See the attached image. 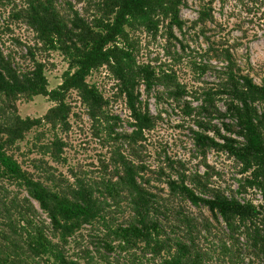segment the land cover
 I'll return each instance as SVG.
<instances>
[{"label": "trees", "instance_id": "obj_1", "mask_svg": "<svg viewBox=\"0 0 264 264\" xmlns=\"http://www.w3.org/2000/svg\"><path fill=\"white\" fill-rule=\"evenodd\" d=\"M187 1L76 0L88 5L79 12L68 0H0L6 31L24 26L34 43L22 57L31 64L25 70L0 48V264H264V83L243 75L231 50L206 37L213 0L189 28L180 17ZM185 31L203 38L201 55ZM142 35L163 41L165 63L138 60ZM36 52L65 62L56 89L48 90ZM181 70L193 76L190 87ZM102 71L111 97L88 82ZM210 71L216 84L203 85ZM154 92L157 104H173L198 129L192 141L203 174L169 160L153 171L142 159L145 133L157 124L146 102ZM73 95L108 156H99L97 173L69 169L67 177L61 135L70 129ZM37 97L52 107L41 118H22L18 104ZM118 102L129 113L125 121L110 110ZM123 122L130 132L118 131ZM209 153L232 161L240 176L234 193L211 183ZM252 191L258 204L239 199Z\"/></svg>", "mask_w": 264, "mask_h": 264}, {"label": "rangeland", "instance_id": "obj_2", "mask_svg": "<svg viewBox=\"0 0 264 264\" xmlns=\"http://www.w3.org/2000/svg\"><path fill=\"white\" fill-rule=\"evenodd\" d=\"M59 1L62 3L63 0ZM209 1H187L186 6L180 12V17L185 22L186 28L191 27L197 21V14L201 5L208 4ZM68 2L79 12L88 6L85 2L77 4L76 0H68ZM211 6L214 24L207 27L206 37L214 44H222L229 48L243 75H249L255 84L262 85L264 83V0H213ZM4 17H6L5 13L2 14V10H0V48L5 54L8 51H13L18 59L19 67L25 70L31 64L28 59L22 57H26V47L34 45L33 35L26 27L18 25H11L6 31ZM185 33V40L190 45L191 50L194 49L201 55L206 49V44L203 38L199 37L198 31L190 33L185 31ZM177 37L181 39L180 35ZM14 39H18L23 46L18 47ZM141 40L143 46L139 54V61L150 62L154 66L167 61L163 53V41L160 38L157 37L154 41L142 35ZM36 58L45 65L48 90L56 89L67 69L65 62L57 54L47 56L46 53L36 52ZM209 60V57L195 56L196 62L207 63ZM210 64L214 67H220L218 63L210 62ZM179 74L182 77L181 81L190 87L193 76L189 72H182V70ZM215 78L213 72L210 71L200 81L203 85H215ZM88 82L100 87V91L106 97L112 96L113 83L105 77L103 71L94 74L88 79ZM154 93L146 102L149 105L150 114L157 120V124L153 131L145 133L146 142L141 146L144 147L145 155L142 159L153 171H157L158 167L162 166L161 163L169 160L175 165H183L188 173L203 174L205 172L203 159L199 157L192 141V131L198 132V129L192 124L191 119L184 117L180 109L174 108L173 104L164 101L157 104L154 100L157 92ZM141 94V100L144 102L146 97L142 92ZM184 100L189 101L192 107L197 105L188 98ZM68 102L72 106V113L69 118L70 129L66 133L67 135H61L68 145L65 150L67 164L60 168V171L67 177H69V169H73L76 174L80 168L83 171L97 173L100 160H103L99 156L107 159L108 153L96 144V140L94 141L90 136L91 123L76 96H71ZM52 105L47 99L37 97L31 102L19 103L18 113L22 118L38 119L43 117ZM219 105L222 104L219 103ZM110 107L111 112L122 121L129 118V113L122 103L111 104ZM258 109L264 111L262 106H258ZM118 131L130 132L131 129L128 123L123 122V127ZM21 148L22 152L26 151L25 143L21 145ZM21 160L26 162L24 157ZM205 163L215 169V174L211 180L213 185L233 193L236 191L240 176L237 175L232 161L227 160L223 154L209 153ZM157 187L163 188L164 186ZM239 199L252 200L254 204L260 202L259 194L253 191ZM39 214L42 220L47 221L42 213L39 212Z\"/></svg>", "mask_w": 264, "mask_h": 264}]
</instances>
